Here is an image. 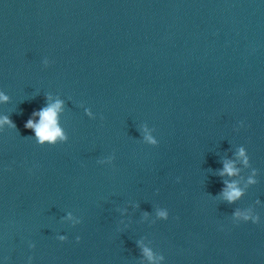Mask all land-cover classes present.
<instances>
[{
	"label": "water",
	"instance_id": "obj_1",
	"mask_svg": "<svg viewBox=\"0 0 264 264\" xmlns=\"http://www.w3.org/2000/svg\"><path fill=\"white\" fill-rule=\"evenodd\" d=\"M0 264H264V0H0Z\"/></svg>",
	"mask_w": 264,
	"mask_h": 264
},
{
	"label": "clouds",
	"instance_id": "obj_2",
	"mask_svg": "<svg viewBox=\"0 0 264 264\" xmlns=\"http://www.w3.org/2000/svg\"><path fill=\"white\" fill-rule=\"evenodd\" d=\"M3 99L6 100L7 97H3ZM60 108V102L57 101L56 104L45 107L38 112H33V116L40 117L39 122H34L32 119H29L25 124V128L34 130L36 136L39 139V142L41 143L45 141L54 142L57 137L63 138L61 129L57 125V113L60 111ZM5 120L10 124L12 123L10 120H7V118H5ZM14 126L15 125L13 124V127ZM148 139L151 140V137H149ZM151 142L155 143V141ZM242 154L243 150H241V155ZM234 172L235 169L233 168L232 164L225 163L221 175H223L224 173L232 175ZM228 187L231 189V191H227L224 193L228 201H233L241 195L240 190L237 189L234 185H229ZM161 215H163V213H161ZM245 219H247V217H245ZM145 253L151 258V253L148 252L147 249H145Z\"/></svg>",
	"mask_w": 264,
	"mask_h": 264
}]
</instances>
